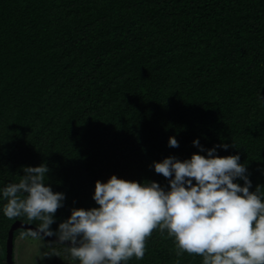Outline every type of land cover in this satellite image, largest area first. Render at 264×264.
Returning <instances> with one entry per match:
<instances>
[{
    "label": "trees",
    "instance_id": "trees-1",
    "mask_svg": "<svg viewBox=\"0 0 264 264\" xmlns=\"http://www.w3.org/2000/svg\"><path fill=\"white\" fill-rule=\"evenodd\" d=\"M15 221L123 264H264V0H0V264Z\"/></svg>",
    "mask_w": 264,
    "mask_h": 264
},
{
    "label": "rangeland",
    "instance_id": "rangeland-1",
    "mask_svg": "<svg viewBox=\"0 0 264 264\" xmlns=\"http://www.w3.org/2000/svg\"><path fill=\"white\" fill-rule=\"evenodd\" d=\"M37 237V236H36ZM48 245V244H47ZM50 246V245H48ZM44 248L43 243L33 236L19 235L14 243V263L15 264H34L39 258L41 250ZM69 256L61 253L63 262L60 264H108L95 257L80 251L69 250ZM67 253V251H66Z\"/></svg>",
    "mask_w": 264,
    "mask_h": 264
},
{
    "label": "water",
    "instance_id": "water-1",
    "mask_svg": "<svg viewBox=\"0 0 264 264\" xmlns=\"http://www.w3.org/2000/svg\"><path fill=\"white\" fill-rule=\"evenodd\" d=\"M16 228H24V229L31 230V231L36 232L37 234H40V235H42L48 239H52V240L64 243L68 246H73L75 248L89 250L91 252H94L98 256L104 257L110 261L115 262L116 264H123V263H120L119 261H117L116 259L106 255L105 253L100 252V251L96 250L95 248H92L88 245L75 243V242H71V241H68V240H65L62 238H58L56 236H53L50 233L45 232L44 230H41L40 228L34 227L30 224H26V223H23L20 221H15L14 223H12V225L8 231V236H7V240H6V262H7V264H13V260H12L13 249H14V246H13V230Z\"/></svg>",
    "mask_w": 264,
    "mask_h": 264
}]
</instances>
